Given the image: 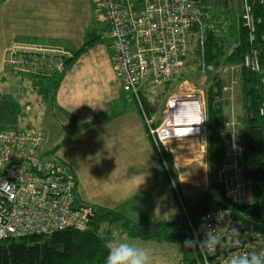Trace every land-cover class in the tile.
<instances>
[{
    "label": "built area",
    "instance_id": "obj_1",
    "mask_svg": "<svg viewBox=\"0 0 264 264\" xmlns=\"http://www.w3.org/2000/svg\"><path fill=\"white\" fill-rule=\"evenodd\" d=\"M241 3L242 26L248 28L251 40L254 24L263 22L264 17L251 11V2L255 0H239ZM264 4V0H256ZM199 0H95V12L105 26L106 38L112 51L116 74L120 78L121 88L127 92L136 104L146 135L159 158L165 175L171 182L181 213L185 217L188 235L199 231L204 238L205 224L215 228L218 224L216 214L227 212L232 223L240 228L241 237H233L224 225L222 228V246L215 255H205L195 250L200 264H222L234 253H251L264 251V240L252 239L249 233H258L264 237V231L254 230L242 223L225 207L209 209L203 212L195 223L185 214L179 192L175 190L169 169H167L163 151H166L168 136L167 124L174 111H178L179 103L195 100L200 105L203 118V98L200 91L171 93L163 103L162 115L158 124H153L150 115L142 105L141 91L145 84L157 85L172 77L179 68L180 59L187 53L190 29L195 28L194 38L199 51V63L203 67V18L208 17L207 11ZM254 17V22H253ZM264 33V29H263ZM62 58L53 60L44 47L16 45L8 53L7 62L36 73L61 72L63 60L69 54L52 50ZM46 58V59H45ZM242 65L248 70L258 71L259 64L256 50L242 57ZM200 67V70L202 68ZM234 66H230L233 69ZM222 90L230 88L225 81ZM176 102V108L171 102ZM259 113H262L260 109ZM231 115L224 118L225 136L228 143L224 149L225 160L219 165L214 178L221 182L230 201L242 204L248 201V182L242 177L241 167L236 159L240 157L241 147L237 142L234 125L237 122ZM180 126V118H177ZM188 136L200 138V150L205 154L204 121L193 125ZM44 131L34 127L5 128L0 127V240L7 237H19L27 234H46L61 229L82 231L88 226L93 215L91 207L79 204L74 196L76 187L74 177L60 165L39 158V148L44 142ZM186 137L177 132L173 139ZM7 182V183H5ZM210 216L205 221L203 218Z\"/></svg>",
    "mask_w": 264,
    "mask_h": 264
},
{
    "label": "crops",
    "instance_id": "obj_2",
    "mask_svg": "<svg viewBox=\"0 0 264 264\" xmlns=\"http://www.w3.org/2000/svg\"><path fill=\"white\" fill-rule=\"evenodd\" d=\"M69 5V0H0V36H5L2 44H7L0 57V82L7 71L15 76L27 75L31 93L49 105L50 115L58 113L64 125L70 126L62 144L45 151H54V163L74 177L77 203L93 211L117 213L127 225H138L135 217L139 207L148 212L151 208L167 207L164 212L168 213L171 205L174 213L176 195L172 184L159 166L134 101L125 103L131 97L121 88L109 44L98 43L102 38L107 39L104 24L102 33L96 34L94 28L81 33L71 21ZM94 7L95 0L91 1V8L97 14ZM87 35L92 42L73 58L72 54L86 41ZM16 45L44 47L53 60L62 57L52 50L70 55L63 61L72 57L63 62L64 70L58 72V83L50 95L38 92L57 72L36 73L10 65L6 58ZM112 105L115 106L111 116L96 118L100 112L108 113ZM166 153L182 199L190 200L198 190L206 191V155L200 150L198 136L171 139ZM196 162L200 167L197 178ZM153 214L156 216V211ZM155 218L158 223L167 222L165 217ZM108 225L107 229L115 227L113 222ZM123 232L118 228L115 235ZM156 237L164 239L156 235V240Z\"/></svg>",
    "mask_w": 264,
    "mask_h": 264
},
{
    "label": "trees",
    "instance_id": "obj_3",
    "mask_svg": "<svg viewBox=\"0 0 264 264\" xmlns=\"http://www.w3.org/2000/svg\"><path fill=\"white\" fill-rule=\"evenodd\" d=\"M237 3L240 5L237 9V23L234 33L230 31L221 33L216 28L209 27L212 26V23H215L213 14L208 13L209 18H203V67L199 63V51L194 38L195 28H191L190 31L192 32L188 37L187 53L180 59L179 63V67H192L191 70H180L177 73V79H174L175 81L168 78L162 81V84H158H161L164 92H169L172 89L171 83L177 82L182 77H190L191 73L198 71V69L200 72L204 71L208 79L203 96L205 167L208 182L206 191L197 200L191 201L181 198L187 217L192 223H195L203 212L225 207L242 223L254 230L264 231V24L259 22V24L253 25V38L249 40L248 28L242 26L241 3L239 0ZM251 3L252 14H261L262 20L264 17V4L258 5L259 3L256 0ZM201 7L206 10L203 5ZM227 27L230 28L231 25L229 24ZM92 40L91 36L87 35L86 41L81 44L82 46L79 49L74 51L72 57L74 58L77 53L90 45ZM252 49L256 50L259 64L258 71L248 70L242 65V57L249 54ZM70 59H66L64 62ZM232 64H237L236 68L235 66L233 68L234 70L238 69L236 72L237 81L231 82L227 92H231L234 87L233 83L237 84L239 98L235 102L238 111H234L232 108L233 102L228 97L223 98L221 94V83L224 80H221L219 69L223 67L230 69ZM200 67L202 70H200ZM59 77L60 74L57 73L48 78L50 82L42 87L38 93L50 95L57 85ZM36 80L34 78L35 82H37ZM146 86H151V84H145L144 87ZM169 94L171 93L169 92ZM141 100L145 112L150 116H154L153 108H150V104H148L147 93L146 95L141 93ZM114 106L112 105L108 109V113L100 112L96 115V118L101 119L111 116ZM260 109H262L261 114L259 113ZM229 115L238 120L234 125V129L238 135L237 142L241 147V155L236 159V162L241 167L242 177L247 180L250 188L248 201L242 204L230 201L222 183L214 178L219 165L225 160L224 149L228 143L225 136L224 118H228ZM159 119H153L152 123L158 124ZM53 152L51 151V153ZM163 157H165L166 166L169 169L175 190L179 192L174 168L166 151H163ZM39 158L41 161L45 160L41 155H39ZM156 158L162 169L159 158L157 156ZM57 165L59 164L57 163ZM175 200L180 209V203L177 202L176 196ZM120 219L121 217L117 213L111 211H93L88 226L82 231L71 228L52 231L48 235L36 233L13 238H1L0 264H105L109 248L106 236L101 234V227L105 223L109 224ZM121 224L127 226L125 221ZM183 224L185 225L184 215ZM131 226L132 228L130 227L131 229L129 228L127 232L128 236L140 239L147 238L143 232H139L138 229L134 228L136 225L131 223ZM161 238L179 239L180 249L182 250L179 261L182 264H200L195 250L183 247L184 239L181 234L175 232L174 234L162 235Z\"/></svg>",
    "mask_w": 264,
    "mask_h": 264
},
{
    "label": "rangeland",
    "instance_id": "obj_4",
    "mask_svg": "<svg viewBox=\"0 0 264 264\" xmlns=\"http://www.w3.org/2000/svg\"><path fill=\"white\" fill-rule=\"evenodd\" d=\"M70 5L67 8V11L71 14V21L75 22V25L79 31L81 29V33H85L88 28H94L95 33H102L103 31V22L100 21L99 15L93 12L91 8V1L93 0H69ZM234 1L229 0H199V5H203L207 11V14H213L215 18V23H212L211 28H216V30L224 33L225 31H230L232 33L236 30L237 23V9L239 5ZM4 8H2L1 12L3 13ZM209 18V17H208ZM231 27H227L228 25ZM203 28V27H202ZM204 29V28H203ZM228 29V30H227ZM5 37V36H4ZM3 36H0V57L3 54V50L5 47L2 42L5 44ZM99 44L107 45V39L102 38ZM97 45V44H96ZM4 46V47H3ZM10 47V46H9ZM8 47V48H9ZM233 47V46H232ZM238 64V63H237ZM237 64H232L231 66H235ZM176 71V75H172L171 81H175L177 79V73L180 70L188 71L191 70L192 67H179ZM238 69H229L228 67H223L219 69V74H221L222 79L228 85L231 82L237 81L236 72ZM15 74V73H14ZM12 72L7 71L6 75H4L3 80L0 82V126L5 128H15L20 129V127H34L38 128L45 133V141L41 145L40 155L43 160H47L50 162H55L56 159L52 156V153L47 152L45 150H53L55 145L62 144V141L68 131L70 130V126H65L62 122V116L58 113L50 115L49 105L47 103L39 101V96L35 93H31L29 90V82L27 75L15 76ZM21 74V73H20ZM208 79L206 78V74L200 72L199 69L196 72H192L190 77L184 78L182 77L175 83H171L172 89L169 91L170 93H186L192 91H200L202 93V98L204 100V89ZM162 84V82H160ZM161 84L151 85L142 87V93L144 95H148V100L150 104V108L155 115L150 116L151 120H156V118H160L162 115L163 101L164 98L169 94V92H164V88H162ZM234 87L231 92L228 93L227 90H221V94L223 98H229L231 102H233L232 108L234 111H238L237 104L235 101L238 100V88L236 87V83H233ZM231 86V85H230ZM131 98L126 99V105L131 104ZM143 105V103H142ZM144 107V105H143ZM204 116V114H203ZM45 151V152H44ZM202 154V153H201ZM195 156V155H194ZM199 163L196 162L195 167H197L198 172L196 170L195 177H199L200 167ZM195 170V169H194ZM204 192L198 190L197 194H193L191 197V201L197 200V198L203 195ZM146 203V202H145ZM174 213H172L171 205L169 208V212L166 211L167 207H163V210L157 208H151V212L156 211V216L148 212L147 209L139 207L136 211L137 214L135 220L137 221L136 229L138 231L143 232L147 238L140 239L132 236H128L127 232L131 226V223H128L127 226L121 225V220L113 221L115 227L112 229L109 228L110 225L104 224L101 227V234L106 236V242L109 247L110 244L116 243L120 240H127L129 242L141 245L149 249L152 264H182L179 261L181 257L182 250L180 249L179 239H155V236H162L165 234H174L175 232L182 235V238L187 239L188 231L186 226L183 224V214H181V210L178 207L176 201H174ZM166 206V204L164 205ZM164 212V213H163ZM164 218L167 222L161 224L155 221V217ZM129 222V221H128ZM131 222V221H130ZM118 228L123 229L122 234H117ZM130 228V229H131ZM113 230V231H111ZM154 237V238H153ZM187 249V248H185Z\"/></svg>",
    "mask_w": 264,
    "mask_h": 264
},
{
    "label": "clouds",
    "instance_id": "obj_5",
    "mask_svg": "<svg viewBox=\"0 0 264 264\" xmlns=\"http://www.w3.org/2000/svg\"><path fill=\"white\" fill-rule=\"evenodd\" d=\"M176 102L172 101L171 106L176 108ZM179 110L174 111L166 125L169 129V134L164 139H173L177 132L179 134L188 136L192 133L193 125H200L203 123V118L200 113V105L195 100H186L179 103ZM177 118H180V126L176 124ZM7 183V182H5ZM229 216L227 212H219L216 214L218 224L215 228L211 225L205 224L204 238L201 239L199 231L194 232L191 238L185 239L183 247L193 250H198L205 255H215L217 250L222 246V228L219 226V221H224V225L228 226V230L235 238L241 237L240 228L235 226L231 219L224 220V217ZM211 217H204L207 221ZM252 239L264 240L258 233H249ZM105 264H152V258L149 249L141 245L129 242L127 240H120L109 245V251L105 260ZM222 264H264V251L251 253H234L230 258L224 260Z\"/></svg>",
    "mask_w": 264,
    "mask_h": 264
},
{
    "label": "flooded vegetation",
    "instance_id": "obj_6",
    "mask_svg": "<svg viewBox=\"0 0 264 264\" xmlns=\"http://www.w3.org/2000/svg\"><path fill=\"white\" fill-rule=\"evenodd\" d=\"M229 1H234V0H229ZM237 0H235V3H236Z\"/></svg>",
    "mask_w": 264,
    "mask_h": 264
}]
</instances>
